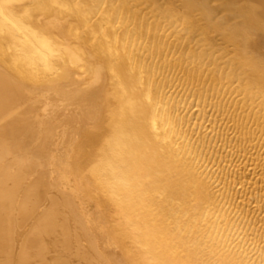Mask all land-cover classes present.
<instances>
[{
  "label": "bare ground",
  "instance_id": "bare-ground-1",
  "mask_svg": "<svg viewBox=\"0 0 264 264\" xmlns=\"http://www.w3.org/2000/svg\"><path fill=\"white\" fill-rule=\"evenodd\" d=\"M137 1L0 0V264H253L151 66L105 26L119 2L149 36ZM143 2L196 46L192 81L217 49L208 85L236 82L264 117V0Z\"/></svg>",
  "mask_w": 264,
  "mask_h": 264
},
{
  "label": "rangeland",
  "instance_id": "rangeland-1",
  "mask_svg": "<svg viewBox=\"0 0 264 264\" xmlns=\"http://www.w3.org/2000/svg\"><path fill=\"white\" fill-rule=\"evenodd\" d=\"M143 1L125 5L139 9V14L153 23L149 36L141 35L135 41L138 30L132 31L133 20H127L119 2L114 13L104 12V17L112 18L105 26H111L116 35L125 33V41L130 35L132 62L143 69L151 66L150 80L160 82V99L177 118L181 130L178 141L191 150L196 174L207 183L224 221H228L230 247L250 263L264 264L263 111L243 97L242 89L235 88L236 82L217 89L208 85L211 73L223 66L224 59L213 60L217 49L201 59V76L192 81L189 74L195 73L189 70L195 62L188 52L196 46L178 38L179 27L170 25L166 18L160 19ZM99 13L92 20L100 19ZM180 34L185 36L182 31Z\"/></svg>",
  "mask_w": 264,
  "mask_h": 264
}]
</instances>
